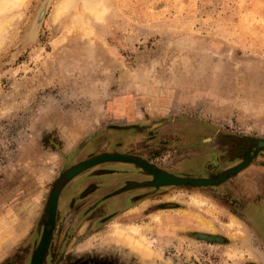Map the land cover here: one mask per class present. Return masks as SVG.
<instances>
[{
	"label": "rangeland",
	"instance_id": "1",
	"mask_svg": "<svg viewBox=\"0 0 264 264\" xmlns=\"http://www.w3.org/2000/svg\"><path fill=\"white\" fill-rule=\"evenodd\" d=\"M46 1L0 45V264H31L48 229L42 264H264V0H104L83 36V5L57 19L52 0L32 39ZM106 153L215 182L126 161L65 177ZM117 223L156 253L112 240Z\"/></svg>",
	"mask_w": 264,
	"mask_h": 264
},
{
	"label": "bare ground",
	"instance_id": "2",
	"mask_svg": "<svg viewBox=\"0 0 264 264\" xmlns=\"http://www.w3.org/2000/svg\"><path fill=\"white\" fill-rule=\"evenodd\" d=\"M30 0H0V45H4L6 42L7 37L9 38L13 31L15 26L17 25L18 18L23 15V12L25 11L27 4ZM52 0H47L43 4H41V7H39V13L37 17L34 20L33 26H31L30 30V38H35L36 35L39 32L42 20L44 17V14L46 13L49 5L51 4ZM83 5V11L80 13H76L79 20L75 18V21L73 26L77 29L79 33H77L76 29H74V33L76 31L77 34H84V35H90L91 30L89 29L90 26L87 24L88 22L86 19H95V20H103L105 18V15L107 14V7L106 3H104V0H57V3L55 5V16L57 19L62 18L65 14L75 10L77 6ZM81 5V6H82ZM82 8V7H81ZM77 12V11H76ZM75 14V13H74ZM75 16V15H74ZM76 16V17H77ZM80 16L82 20H80ZM81 21V22H80ZM83 21V22H82ZM79 22V25L81 27H78L77 24ZM72 26V28H73ZM72 32V31H71ZM75 33V34H76ZM83 36V35H82ZM87 37V36H86ZM89 37V36H88ZM1 49V48H0ZM124 68V67H123ZM123 74V73H122ZM125 77V76H124ZM134 160L139 161V164H141V167L145 168L146 170L150 171L154 176V181L156 185H177V184H184L187 180V178L179 177L178 175H174L173 173L169 171L161 172L159 170H152L150 168V165L147 163H144L137 159L136 157L123 154V153H106L101 156H96L93 158L88 159L85 162H82L80 164H77L73 166L69 171L66 173L67 178H73L78 173L82 172L83 170L96 165L97 163L104 162V161H126V162H133ZM138 164V165H139ZM244 167L243 165L237 166L234 170V172L240 171ZM225 179V178H224ZM191 182L193 181H202L210 180V179H196V178H190ZM199 184V183H198ZM193 201L196 204H205V201L201 199L200 197H193ZM59 207V200L57 196L52 197L51 201L48 205V223L52 224L53 226L56 223V214ZM133 208L132 210H134ZM190 212V211H189ZM190 214V213H189ZM194 219L200 223V226L207 230H213L215 227L212 225L210 221L207 219H203L202 217H199L198 215H193ZM167 220V218H166ZM10 221V220H9ZM155 223L157 226H164L165 222L163 221V218H160L159 216L155 217ZM239 223V222H238ZM5 228L8 226L10 227L11 223L7 222L6 219H4L2 223ZM234 224V223H233ZM200 228V227H199ZM3 229L0 228V238L3 234ZM49 230V229H48ZM47 230L46 233H44L42 240L39 245V249L35 254V257H33V260L31 264H40L42 260V256L45 250V247L48 243L49 239V231ZM214 231V230H213ZM53 233V232H52ZM109 236V235H108ZM112 240H115L116 242H121L125 245L130 246L133 250L140 253V256L144 258L151 257L156 252L152 247V242L148 238L147 229L144 226H141L139 224H122L117 223L114 226V229L111 233ZM49 246V245H48ZM129 247V248H130ZM48 248V247H47ZM131 250V251H133ZM45 255V254H44ZM44 258V256H43Z\"/></svg>",
	"mask_w": 264,
	"mask_h": 264
},
{
	"label": "water",
	"instance_id": "3",
	"mask_svg": "<svg viewBox=\"0 0 264 264\" xmlns=\"http://www.w3.org/2000/svg\"><path fill=\"white\" fill-rule=\"evenodd\" d=\"M138 159V158H137ZM132 162V161H131ZM134 163H137V164H139V161H136V160H134L133 161ZM146 163V162H145ZM140 166H141V164H139ZM241 165H243V164H241ZM240 165V166H241ZM235 169V168H234ZM234 169H232V170H234ZM232 170H230V172L229 173H235L234 171H232ZM66 177V176H65ZM67 178V177H66ZM224 178H226V176H223L222 177V179H224ZM68 179V178H67ZM186 182H190V183H194V184H197V185H208V184H212V183H214L215 182V180H212V179H210V180H205L204 182H202V181H193V182H191V180L190 179H187L186 180ZM185 182V183H186ZM199 183V184H198ZM155 184V183H154ZM52 198V197H51ZM52 225V224H51ZM50 233H49V239H50V234H51V230H48ZM46 232H47V230H46ZM45 232V233H46ZM49 239H48V243H49ZM48 243H47V245H46V247H45V250H44V253H43V256H44V254H45V252H46V249H47V246H48ZM39 249V248H38ZM38 249L36 250V252L38 251ZM36 252H35V254H36ZM35 254H34V257H35ZM43 256H42V260H41V263L40 264H42V262H43Z\"/></svg>",
	"mask_w": 264,
	"mask_h": 264
},
{
	"label": "flooded vegetation",
	"instance_id": "4",
	"mask_svg": "<svg viewBox=\"0 0 264 264\" xmlns=\"http://www.w3.org/2000/svg\"><path fill=\"white\" fill-rule=\"evenodd\" d=\"M149 165H150V164H149ZM150 168L152 169L151 165H150ZM152 170H156V169H152ZM57 191H58V190H57ZM57 191H55V192H57ZM55 192H54V193H55ZM58 192L60 193V191H58ZM49 202H50V201H49Z\"/></svg>",
	"mask_w": 264,
	"mask_h": 264
}]
</instances>
